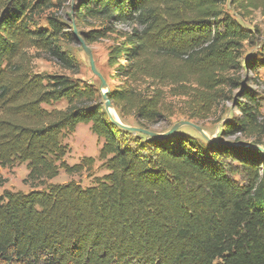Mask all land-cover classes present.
<instances>
[{
  "label": "trees",
  "instance_id": "trees-1",
  "mask_svg": "<svg viewBox=\"0 0 264 264\" xmlns=\"http://www.w3.org/2000/svg\"><path fill=\"white\" fill-rule=\"evenodd\" d=\"M225 5L250 11L264 0H0V168L25 164V182L45 186L0 195V264H264L260 150L203 148L177 133L141 143L110 122L97 88L33 68L46 55L78 72L62 48L77 42L74 28L87 45L111 42L104 80L121 119L150 131L179 98L182 115L203 121L238 88L242 50L257 41ZM234 108L222 132L264 150V91L244 89ZM79 124L102 141L105 174L87 187L46 185L92 168L93 158L65 162L63 140Z\"/></svg>",
  "mask_w": 264,
  "mask_h": 264
},
{
  "label": "rangeland",
  "instance_id": "rangeland-1",
  "mask_svg": "<svg viewBox=\"0 0 264 264\" xmlns=\"http://www.w3.org/2000/svg\"><path fill=\"white\" fill-rule=\"evenodd\" d=\"M224 9L244 29L251 31L254 29L258 30L257 41L254 44L245 45L242 50V56L239 60V65L241 68L240 72L233 74L235 78L238 77V88L232 89L230 91L228 90L229 88H226L227 90H225V93L227 100H224L220 106L206 120L203 121L193 119L190 120L188 116L182 115L184 110L183 108H179L182 105V99H168L167 102L175 105L178 110L175 111L172 117L166 119L164 122L156 126H151L149 128L151 132L159 134L165 133L178 123L188 121L197 125L201 129L204 136L198 133L195 129L187 126L180 127L175 133L187 138L190 141H193V143L200 145L203 148V145L208 143L205 138L211 140L212 142L221 141L225 145H251L252 139H246L240 135H226L222 131L224 124L231 122L233 117L238 115V112L234 108V101H240V94L244 89H249L257 95L264 91V66L257 72L254 70H249L247 67L248 63L253 62L255 64H264V56H262L264 54V6L257 10L250 11L238 9L237 7H231L229 5H225ZM69 12V9L66 7L59 13V17L62 21H68L67 14H69ZM37 21L40 27H45V22L42 17ZM118 29H123V27H119ZM79 31H87V29L79 27ZM110 45L111 42L107 40L87 45L91 52L95 68L103 79L107 78L109 74V70L106 66V56L107 49ZM62 48L76 60L78 63V72L73 73L62 69V67H60V65H58L55 60L49 58L46 55H41L40 57L36 56V58L33 60L34 72L40 74L64 75L81 83L82 85H92L99 90L100 82L98 78L93 75L90 69L88 58L84 54L79 43H65L63 44ZM252 79H254L255 83H252ZM65 106V103H60L56 106V108L63 109ZM115 114L118 115L117 112H115ZM261 114L264 117V108L261 109ZM118 121L129 127H137V124L131 117L121 119L118 115ZM139 135L140 134L134 137L141 140V143H144L147 137ZM63 144H65L69 149L68 154L65 157V162L69 166L79 164L83 158H93L95 159V162L91 169L83 171L81 174L67 175L61 171L56 178L47 181L46 185L65 184L70 181H74L79 183L82 187H87L92 184L94 177H101L105 174V171L100 168V163L97 161V156L102 146V141H99L97 137L91 133L90 125L79 124L72 134L65 137ZM262 144L264 147V137L262 138ZM261 169L262 167L260 168V171H262ZM262 174L264 176V172ZM0 176L4 181L0 186V195L4 191L28 193L32 190L41 191L45 189V186L33 188L30 184L25 182L27 176L25 164L17 166L13 169L0 168Z\"/></svg>",
  "mask_w": 264,
  "mask_h": 264
},
{
  "label": "water",
  "instance_id": "water-1",
  "mask_svg": "<svg viewBox=\"0 0 264 264\" xmlns=\"http://www.w3.org/2000/svg\"><path fill=\"white\" fill-rule=\"evenodd\" d=\"M72 33L75 36L76 41L81 46L84 54L87 56L88 62H89V65H90V69H91L93 75H95L98 78L99 82H100L99 90H100V93H101V100L103 102L104 110H105L106 114L108 115V118H109L110 122L113 125H115L116 127L120 128V129H122L124 131H128V132H131V133H138V134H141V135L149 137V138H163V137H166V136H170L173 133H175L182 126H187V127L193 128L198 133H200L202 136H204L202 131H201V129L197 125H195V124H193L191 122H188V121H184V122L178 123L177 125L173 126L169 131L159 134V133H154V132L147 131V130H144V129H140V128H137V127H129V126H126V125L122 124L119 121L113 120L109 116V110L111 108H113L111 102L108 99L109 87H108L107 83L105 82V80L102 78V76L97 72V70L95 68V65H94V61H93L92 56H91V52H90L89 48L87 47V45L85 44V42L82 40L81 37H79L76 34V31H75L74 28H72ZM205 140L211 141V140H209L207 138H205ZM226 145L229 148H241V149L242 148H255V149L260 150L263 153V155H264V150H262L261 148H259L257 146H254V145H249V144L248 145L247 144H245V145L226 144Z\"/></svg>",
  "mask_w": 264,
  "mask_h": 264
},
{
  "label": "bare ground",
  "instance_id": "bare-ground-1",
  "mask_svg": "<svg viewBox=\"0 0 264 264\" xmlns=\"http://www.w3.org/2000/svg\"><path fill=\"white\" fill-rule=\"evenodd\" d=\"M112 109H113V108H111V109L109 110V116H110L113 120L118 121V117H117V115L115 114V111H113Z\"/></svg>",
  "mask_w": 264,
  "mask_h": 264
}]
</instances>
